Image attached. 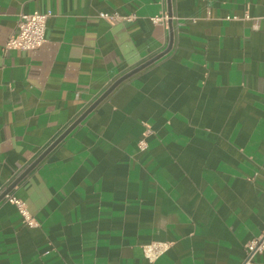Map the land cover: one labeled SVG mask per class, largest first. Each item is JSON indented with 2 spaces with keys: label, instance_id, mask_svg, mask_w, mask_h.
Segmentation results:
<instances>
[{
  "label": "crops",
  "instance_id": "obj_1",
  "mask_svg": "<svg viewBox=\"0 0 264 264\" xmlns=\"http://www.w3.org/2000/svg\"><path fill=\"white\" fill-rule=\"evenodd\" d=\"M35 10L47 40L5 48ZM262 16L264 0H0V191L169 47L10 191L34 224L0 201V264H241L264 230Z\"/></svg>",
  "mask_w": 264,
  "mask_h": 264
},
{
  "label": "built area",
  "instance_id": "obj_2",
  "mask_svg": "<svg viewBox=\"0 0 264 264\" xmlns=\"http://www.w3.org/2000/svg\"><path fill=\"white\" fill-rule=\"evenodd\" d=\"M49 15L50 12H42L39 10L29 13L22 12L17 19L14 31L10 34L5 43V48L24 50L39 48L47 40L46 27ZM99 15L112 23L122 20L130 21L135 17L134 14L125 15L118 12H100ZM262 18L264 20V16H262ZM168 19L169 15L167 12L151 16V20L155 23H166ZM6 197L17 205L25 223L30 225L35 223V219L31 215L25 201L10 193H8ZM167 247L168 245L165 241L156 240L145 244L143 249L145 255L153 260L162 254ZM263 250L264 230L259 236L253 238L247 243L246 254L241 264H253L255 255Z\"/></svg>",
  "mask_w": 264,
  "mask_h": 264
},
{
  "label": "water",
  "instance_id": "obj_3",
  "mask_svg": "<svg viewBox=\"0 0 264 264\" xmlns=\"http://www.w3.org/2000/svg\"><path fill=\"white\" fill-rule=\"evenodd\" d=\"M171 15V12H169ZM169 50V47L160 52L159 54L141 62L137 66H134L121 76H119L113 83H111L84 111L80 114L73 122H71L68 126H65L58 132L41 150L38 152L37 157L32 160L27 166L18 174L7 186L3 187L0 191V201H2L8 193L19 183V181L29 173V171L36 166V164L65 136L67 135L71 129L76 126L89 111H91L98 103H100L121 81L131 76L135 72L154 62L162 55H164Z\"/></svg>",
  "mask_w": 264,
  "mask_h": 264
}]
</instances>
